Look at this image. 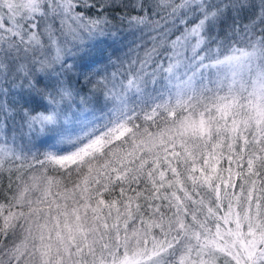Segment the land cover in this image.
Wrapping results in <instances>:
<instances>
[{
    "label": "snow or ice",
    "instance_id": "snow-or-ice-1",
    "mask_svg": "<svg viewBox=\"0 0 264 264\" xmlns=\"http://www.w3.org/2000/svg\"><path fill=\"white\" fill-rule=\"evenodd\" d=\"M220 257L264 264V0H0V264Z\"/></svg>",
    "mask_w": 264,
    "mask_h": 264
},
{
    "label": "trees",
    "instance_id": "trees-1",
    "mask_svg": "<svg viewBox=\"0 0 264 264\" xmlns=\"http://www.w3.org/2000/svg\"><path fill=\"white\" fill-rule=\"evenodd\" d=\"M257 2H258V0H257ZM121 30H122V32H123L124 34H127V29H126V27L122 28ZM127 38H128V40H130V35H128ZM220 259L223 260V257H221Z\"/></svg>",
    "mask_w": 264,
    "mask_h": 264
},
{
    "label": "rangeland",
    "instance_id": "rangeland-1",
    "mask_svg": "<svg viewBox=\"0 0 264 264\" xmlns=\"http://www.w3.org/2000/svg\"><path fill=\"white\" fill-rule=\"evenodd\" d=\"M133 39H136V37H133V36L130 35V40H133ZM138 42H139V41H138ZM220 258H221V257H220ZM220 258H219V260H218V264H223V260H221Z\"/></svg>",
    "mask_w": 264,
    "mask_h": 264
}]
</instances>
